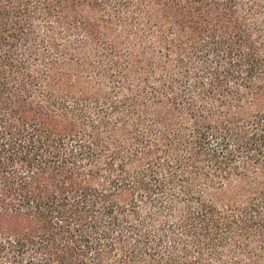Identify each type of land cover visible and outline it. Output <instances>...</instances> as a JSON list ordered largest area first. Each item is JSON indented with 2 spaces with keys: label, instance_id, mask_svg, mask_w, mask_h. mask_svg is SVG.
<instances>
[{
  "label": "trees",
  "instance_id": "1",
  "mask_svg": "<svg viewBox=\"0 0 264 264\" xmlns=\"http://www.w3.org/2000/svg\"><path fill=\"white\" fill-rule=\"evenodd\" d=\"M0 264H264V0H0Z\"/></svg>",
  "mask_w": 264,
  "mask_h": 264
}]
</instances>
